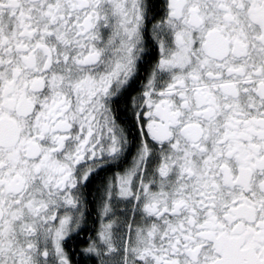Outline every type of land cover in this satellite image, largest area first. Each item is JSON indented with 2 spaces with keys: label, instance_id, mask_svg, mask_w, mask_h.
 I'll return each instance as SVG.
<instances>
[{
  "label": "snow or ice",
  "instance_id": "obj_1",
  "mask_svg": "<svg viewBox=\"0 0 264 264\" xmlns=\"http://www.w3.org/2000/svg\"><path fill=\"white\" fill-rule=\"evenodd\" d=\"M0 264H264V0H0Z\"/></svg>",
  "mask_w": 264,
  "mask_h": 264
}]
</instances>
